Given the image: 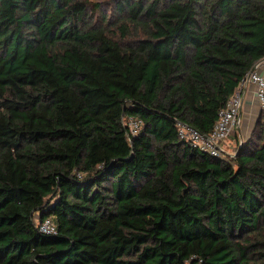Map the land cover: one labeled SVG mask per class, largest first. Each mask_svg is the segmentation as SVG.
<instances>
[{
    "label": "trees",
    "instance_id": "1",
    "mask_svg": "<svg viewBox=\"0 0 264 264\" xmlns=\"http://www.w3.org/2000/svg\"><path fill=\"white\" fill-rule=\"evenodd\" d=\"M262 59L264 0H0V264H264V110L178 134Z\"/></svg>",
    "mask_w": 264,
    "mask_h": 264
},
{
    "label": "built area",
    "instance_id": "2",
    "mask_svg": "<svg viewBox=\"0 0 264 264\" xmlns=\"http://www.w3.org/2000/svg\"><path fill=\"white\" fill-rule=\"evenodd\" d=\"M259 64V62L256 63L255 68H257ZM246 84H252L255 86L256 98L261 110H264V75L257 70L250 71L242 78L233 96L219 112L218 120L209 135L203 136L190 128L178 125L180 139L188 142L194 149L202 153L209 154L212 157L225 159L228 155L223 148V144L233 130L239 126L240 110L242 107L240 88ZM127 124L130 127L131 134H137L140 129V122L136 120L129 122L124 121V125ZM39 231L46 235L55 234L56 224L53 219L47 218L41 222L39 224Z\"/></svg>",
    "mask_w": 264,
    "mask_h": 264
},
{
    "label": "crops",
    "instance_id": "3",
    "mask_svg": "<svg viewBox=\"0 0 264 264\" xmlns=\"http://www.w3.org/2000/svg\"><path fill=\"white\" fill-rule=\"evenodd\" d=\"M259 66L255 69L258 72H260L262 75H264V59L259 61ZM255 86L252 84H246L245 86H243L242 88H240V93H241V97H242V107L240 110V119H243V121H247V119H252L255 116V113L259 107L258 105V101L255 95ZM237 136L238 138L241 139V132L239 130V127H237ZM226 142L225 144L227 145ZM225 144H223V148L224 150L228 147H225ZM226 154H229V152H227L225 150Z\"/></svg>",
    "mask_w": 264,
    "mask_h": 264
},
{
    "label": "rangeland",
    "instance_id": "4",
    "mask_svg": "<svg viewBox=\"0 0 264 264\" xmlns=\"http://www.w3.org/2000/svg\"><path fill=\"white\" fill-rule=\"evenodd\" d=\"M258 101V100H257ZM259 105V103H258ZM261 112V108L260 106L258 107L255 116L252 119H247V121H243V119H240V123H239V130H240V134H241V139L238 138L237 136V127L233 130V132L229 135L228 139L224 142V144L226 142L227 145L225 144V147H227L225 150L227 152H229V154H227L230 157H234L235 153H237V151L242 147V145L251 137L252 132L255 129L256 126V122L259 118ZM133 119H129L126 122L132 121Z\"/></svg>",
    "mask_w": 264,
    "mask_h": 264
},
{
    "label": "water",
    "instance_id": "5",
    "mask_svg": "<svg viewBox=\"0 0 264 264\" xmlns=\"http://www.w3.org/2000/svg\"><path fill=\"white\" fill-rule=\"evenodd\" d=\"M255 69H256V68H255V66H254V67L251 69V71H255ZM239 150H240V149H239ZM236 154H237V153H236ZM236 154H235V155H236Z\"/></svg>",
    "mask_w": 264,
    "mask_h": 264
}]
</instances>
